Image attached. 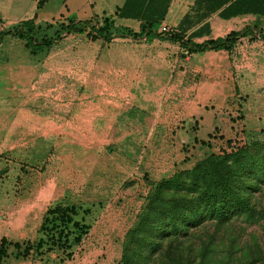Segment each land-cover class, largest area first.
<instances>
[{
    "label": "rangeland",
    "instance_id": "374dc122",
    "mask_svg": "<svg viewBox=\"0 0 264 264\" xmlns=\"http://www.w3.org/2000/svg\"><path fill=\"white\" fill-rule=\"evenodd\" d=\"M4 12L0 1V14ZM1 23L0 33L7 29ZM254 25L264 27L259 18ZM38 28V40L55 41L37 54L30 53L24 40L5 34L0 40V237L44 242L37 229L55 205L74 207L75 219L89 231L71 249L70 258L60 250L46 251L43 244L41 254L24 260L16 259L10 247L3 264H122L125 234L153 191V177L144 171L155 160V150L176 161L180 154L192 161L218 154L223 143L219 136L231 138L230 118L241 115L247 140L261 144L264 153L263 59L258 64L247 54V59L236 56L228 63L224 54L216 53L200 57L196 70L188 60L192 58L170 42L105 43L67 34L58 25L42 23ZM122 54L130 59L133 79L111 80L121 68L114 58ZM248 65L256 73L243 71ZM97 98L117 113L105 122L113 125L108 136L77 119ZM152 124L164 129L167 141H150L146 149L140 137L132 138ZM171 134L177 144L168 139ZM191 135L198 140L194 144ZM83 136L97 141L83 143ZM256 181L259 190L250 198L253 218L234 217L227 230L215 233L204 264H264V172ZM203 225L186 238L179 236L190 241L192 254L198 240L205 241L212 232V225ZM254 243L261 259L247 262ZM160 254L152 253L153 264H168Z\"/></svg>",
    "mask_w": 264,
    "mask_h": 264
},
{
    "label": "trees",
    "instance_id": "16d2710c",
    "mask_svg": "<svg viewBox=\"0 0 264 264\" xmlns=\"http://www.w3.org/2000/svg\"><path fill=\"white\" fill-rule=\"evenodd\" d=\"M44 0L38 1V6ZM205 6L208 13L219 10L218 17L229 18L239 14L264 15V0H197ZM207 13V14H208ZM120 15V13H119ZM71 23L63 30L70 34H85L92 41L102 40L108 43L113 37L121 36L131 39L144 37L149 42L154 38L176 43L186 55L232 50L237 40L251 32L244 27L240 32H230L223 38L207 39L201 43H193L184 39L181 32L157 33V23H146L139 33L124 31L112 33V25L104 19L99 27L89 23ZM207 28L206 24H203ZM58 32L57 37L63 32ZM38 28L32 20L22 21L9 26L1 35H10L25 41L31 54H37L41 48H47L55 40L37 39ZM114 34V35H113ZM257 38L264 41V27L257 30ZM231 138L220 135L223 143L219 153H209L200 159L189 170H181L154 183L152 193L146 202L136 224L125 234L121 262L122 264H153L152 253L161 250V257L168 264H204L207 254L211 252L214 234L227 230L230 221L237 216L245 219L253 218L256 213L250 202L253 192L259 190L256 181L258 173L264 172V153L256 141L246 138L242 126V116L230 118ZM216 132L217 129L214 128ZM74 207L55 205L46 210L37 229V233L45 236V241L10 242L0 237V264L9 257V248L14 249V257L24 260L46 244V251H61L66 258L71 257V249L79 246L88 234L89 227L76 220ZM208 222L213 226L212 232L203 240L192 254L188 232L204 226ZM203 228V227H202ZM204 229V228H203ZM187 242L186 247L183 242ZM249 260H260L262 253L259 247L252 244ZM198 261H195V258Z\"/></svg>",
    "mask_w": 264,
    "mask_h": 264
},
{
    "label": "crops",
    "instance_id": "0c3cea01",
    "mask_svg": "<svg viewBox=\"0 0 264 264\" xmlns=\"http://www.w3.org/2000/svg\"><path fill=\"white\" fill-rule=\"evenodd\" d=\"M0 1L5 11L0 14L1 25L5 26L4 28L26 20H32L37 28L43 23L45 26L58 25L59 29H64L68 24L73 23L77 27L79 26L78 23L82 22L99 27L104 19H108L112 25L111 31L119 34L124 31L139 33L142 25L155 22L158 25L157 33H161L160 28L165 27L170 32H181L183 33L184 39H190L191 42L199 44L207 39L223 38L230 32H240L244 27H249L251 32L239 38L229 52L217 51L205 52L201 55L190 54L188 56L192 59L188 60L191 64H194L196 70L201 65L198 60L200 57L216 53L224 54L223 57L227 59L228 63H232L236 56L247 59V54H252L253 61L258 62V64L262 59L264 60V54L262 55L264 41L257 38V30L261 28H257L254 25L258 18L264 23V15L239 14L229 18H220L218 17L219 10L208 13L205 6L198 4L197 0H44L40 6L37 5L39 0H27L25 4H23V0ZM203 24H206L207 28ZM112 40L128 43L147 42L144 37L131 39L116 36L110 41ZM154 41L169 42L154 38L148 43L151 44ZM172 44H175L177 49H179L176 43ZM114 59L117 67L118 64H121V68L113 73L110 77L111 80L130 81L133 79L131 76L133 73L128 67L129 57L122 54L121 56H116ZM254 62L253 67H256ZM251 66L248 65L243 71L250 73L254 70L253 72L256 73L255 69ZM239 72H242V70ZM237 78L242 77H239L238 74ZM103 101V98H97L93 107H90L92 109L81 110L77 116L78 122L83 127L86 126L85 123H88V128L93 125L94 131L96 132L98 129L100 135L102 131L106 132V135L102 134V137L108 136L110 134L109 130L113 127V125L106 124L105 122H112L117 116L112 105L107 106ZM113 105L116 106V104ZM159 126L154 124L150 125L146 132L135 134L132 140L134 139L135 141L140 137L144 145H147L150 141L158 145L165 143L167 141V137L164 135L165 131L159 128ZM171 135L168 139L171 140L170 138H173V141L175 139V144H177L176 137L180 139V132H176V137L175 134ZM191 137L193 144L195 140L198 141L196 135H191ZM94 138L91 136H83L82 141L88 144L94 143L97 141ZM101 138L98 139V142L100 141L102 143L104 139ZM169 142L174 144L171 141ZM146 145L145 148H149ZM159 152L160 149L158 151L155 150V160L151 161V165L147 163L148 171L145 167L146 171L144 173L146 177H153L150 181L148 179L150 183L167 178L177 171L189 170L199 161H192V157L188 158L183 154H180L181 156L179 155V159L176 161L174 158L169 159L168 156L159 155ZM149 171H151V174Z\"/></svg>",
    "mask_w": 264,
    "mask_h": 264
},
{
    "label": "built area",
    "instance_id": "2783aa9c",
    "mask_svg": "<svg viewBox=\"0 0 264 264\" xmlns=\"http://www.w3.org/2000/svg\"><path fill=\"white\" fill-rule=\"evenodd\" d=\"M160 32L161 33H169L170 31L168 29H166L165 27H161Z\"/></svg>",
    "mask_w": 264,
    "mask_h": 264
}]
</instances>
